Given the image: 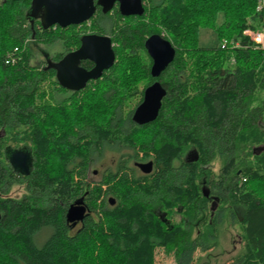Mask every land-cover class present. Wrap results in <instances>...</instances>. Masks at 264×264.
<instances>
[{
  "label": "trees",
  "instance_id": "16d2710c",
  "mask_svg": "<svg viewBox=\"0 0 264 264\" xmlns=\"http://www.w3.org/2000/svg\"><path fill=\"white\" fill-rule=\"evenodd\" d=\"M25 3L0 0V264H157L159 248L174 252L177 264H191L198 248L210 247L204 232L217 231L225 209L236 217L237 207L244 247L238 264H264V151L258 149L264 146V49L244 35L263 23L257 0H147L142 24L129 17L116 31L115 64L79 91L62 87L49 62L34 63L33 45L49 46L59 60L80 45V35L31 23ZM108 16L98 33L109 31ZM201 29L214 30L219 42L200 44ZM156 33L176 48L158 78L145 48ZM10 54L15 62H7ZM156 80L167 89L160 114L139 126L132 121L134 97L140 92V104ZM24 98H34L27 124L14 118L15 103ZM112 142L142 145L145 159L156 163L153 181L139 188L110 168L90 181L96 156ZM8 146L32 150L29 175L10 164ZM192 147L199 160L183 162ZM217 158L224 162L218 175L210 166ZM203 178L220 196L213 216L198 183ZM17 183L25 185L22 197L9 194ZM79 199L90 214L73 229L66 213ZM159 206L178 207L182 220L165 225L155 213ZM45 228L51 233L38 242Z\"/></svg>",
  "mask_w": 264,
  "mask_h": 264
},
{
  "label": "water",
  "instance_id": "95a60500",
  "mask_svg": "<svg viewBox=\"0 0 264 264\" xmlns=\"http://www.w3.org/2000/svg\"><path fill=\"white\" fill-rule=\"evenodd\" d=\"M116 1L121 2L123 15H140L145 13L144 3L141 0H98L103 6L104 13L111 11ZM96 12L94 0H34L32 12L29 17L40 19L43 28L48 29L54 25L62 28L70 25H79L90 20ZM145 48L153 60L151 75L158 78L174 61L176 48L163 34H152L145 41ZM116 52L112 39L108 35L92 34L82 38V45L64 56L58 62L48 61V67L56 70L59 84L69 90L79 91L87 87L90 81H97L116 62ZM89 59L94 63L92 69H86L81 65L82 60ZM167 95V89L159 80L154 81L144 91L142 102L135 108L132 119L139 125H144L156 120L163 105V99ZM264 151V146L258 147ZM7 159L14 169L25 175H29L34 164L33 152L27 149L6 148ZM193 161H197L199 153L194 151ZM146 173L151 172L153 162L138 164ZM203 195L209 197L210 191L203 189ZM114 198L110 203H114ZM220 199H213L211 215L213 216L219 206ZM90 214L84 200L79 199L72 203L66 213V220L75 226L83 222ZM2 213L0 211V221Z\"/></svg>",
  "mask_w": 264,
  "mask_h": 264
},
{
  "label": "rangeland",
  "instance_id": "374dc122",
  "mask_svg": "<svg viewBox=\"0 0 264 264\" xmlns=\"http://www.w3.org/2000/svg\"><path fill=\"white\" fill-rule=\"evenodd\" d=\"M247 30V29H246ZM245 30V31H246ZM244 31V32H245ZM106 32L103 31V34ZM108 33V32H107ZM218 41L217 35L212 29H201L200 32V44L204 46H213ZM41 49L51 51L50 47H44L40 45ZM34 63L41 64L43 61V56L39 49L34 47ZM59 47L57 48V50ZM52 52V51H51ZM144 84L142 83L140 86V90L143 89ZM140 92L134 97V105L137 107L139 104ZM138 102V103H137ZM34 106V98H24L18 100L14 106V118L16 121L27 124L33 122V115L30 111V108ZM112 162V154L106 152L105 155L98 159L97 156L94 161L93 169L91 173H89L90 181H99L103 171L107 168V166ZM223 161L220 158L215 159L211 163L212 170L218 175L221 174V169L223 167ZM93 170H98V174L94 173ZM202 179L199 180L198 183H201ZM207 186V185H206ZM25 185L24 184H14L9 194L13 197H22L25 194ZM221 202H219L220 209ZM209 208V206H208ZM217 209V211H218ZM216 211V213H217ZM211 212V209L210 211ZM220 213V212H218ZM173 219L175 223L180 222V218L182 217L181 213H179L176 209L173 212ZM215 214V213H214ZM243 208H236V217L233 218L230 210L225 209L220 213L219 218L217 219V231L214 232H204L205 235L208 234V237L212 239L210 241V247L207 249L198 248L194 253L193 261L191 264H238L241 261V256L243 252V241L241 239L242 228L239 224V219L242 217ZM209 219V217L207 218ZM208 228V225L204 226L202 229L205 230ZM51 233L50 228H45L38 235L37 241L42 242L43 239L47 238V236ZM214 233H217L216 239L213 240ZM196 235V231H193L192 237ZM156 261L157 264H177L176 258L174 256V252L170 254L166 252L165 248H159L156 252Z\"/></svg>",
  "mask_w": 264,
  "mask_h": 264
},
{
  "label": "flooded vegetation",
  "instance_id": "af4514ba",
  "mask_svg": "<svg viewBox=\"0 0 264 264\" xmlns=\"http://www.w3.org/2000/svg\"><path fill=\"white\" fill-rule=\"evenodd\" d=\"M25 1H26L25 4L27 6L24 7V10H22V11L25 14L30 15V13L32 12V4H33L34 0H28V1L25 0ZM94 2H95V5H96V12H95L94 16L90 20H88V21H86V22H84L82 24H79V25H70L68 27H65V29H66L65 31H74V30L77 31V34L80 35L79 36L80 40H81L80 41V45L74 47L71 51L65 52L64 55L59 60L55 59V56H56L55 53L51 54L50 51H47L44 48L41 49V47L38 46V47H40V52H41V55L43 56V61H47V62L48 61H52V62L60 61L68 53L80 48V46L82 45V38L85 35H92V34L108 35V36L111 37L114 46L118 45V43L114 42V40L117 38L116 31L119 30V27H121V26L123 27V25L125 26V23L127 22V19L129 17H134V18L138 19L140 21V23L142 24V14H140V15H127V16L122 14L121 9H120V7H121V2L120 1H116L114 3V5H113V8L111 9V11H109L107 13H104L103 6L99 5L98 0H94ZM142 2L144 3V7L146 8L147 0H141V3ZM103 15H109L108 16V18H109V21H108L109 29L108 30L109 31H108V33H105V34L98 33V25H99L100 19H101V17ZM29 20H30L31 23L34 22V19H32L30 17H29ZM101 21H102V19H101ZM57 26H59V25H57ZM75 26H76V28H75ZM58 47L59 46L57 45L54 48V50H57ZM58 50H61V48L59 47ZM84 61H91V60H89V59L82 60L81 64ZM93 67H94V63H93ZM92 68H90V69H92ZM91 82H93V81H90L88 83V85ZM145 89H144V91H145ZM67 90H69V89H67ZM70 91H73V90H70ZM132 121H133V119H132ZM135 124H137V123H135ZM137 125H139V124H137ZM139 126H142V125H139ZM128 127H131L130 129H132L134 126H128ZM22 148L27 149V147L22 146V147H19V148H14V150L15 149H22ZM195 150L196 149L193 148V147L189 148L187 150V152L185 153V155L183 156V160L182 161L185 162V163L194 162L193 158L195 156V154H194ZM107 152L112 154V162L107 166V168L111 169L113 177H115L116 175H120V173L122 175L123 174L127 175L129 180H133V181L137 182L138 187L141 188L143 185L148 184L149 181L152 182L153 179L157 175L156 172H155L156 163L154 161V158L150 157L148 159H145L147 157V155H146V152L144 150L142 151V145H140V144H137V145L136 144L126 145L124 143L112 142V143H110ZM120 157H122L123 164H119L118 163ZM131 157H134V159L130 160L129 158H131ZM136 157H138V158H136ZM198 160H199V158H198ZM150 161L153 162L152 170H151V172L146 173V172H144L142 170V168L138 164L147 163V162H150ZM95 173L98 174V170H95ZM206 182H207L206 178H203L202 181H201L200 190H201L202 193H203V189L204 188H207L210 191L209 197H206L207 198V203H208V206H209L208 209L210 210L212 202H213V199H215L216 197H218L220 199V196H218L215 192H211L210 188H208V186H206L207 185ZM110 184L113 187L114 184H115V181L114 180L111 181ZM166 190H168V187H167ZM171 190L169 189L168 192H170ZM116 204H117V200H114V203L111 204V206H115ZM178 209L179 208L176 207V210H178ZM181 212H182V210H181ZM155 213L160 218V220L164 222L165 225L171 227L173 225V223H175V221L173 219V215H174L173 211H171L169 209H163L161 206H159V207H157L155 209ZM182 218L183 217H181L180 219L182 220ZM70 225L73 227V229H78V228H80L82 226V222L77 223L75 226H73L72 224H70Z\"/></svg>",
  "mask_w": 264,
  "mask_h": 264
},
{
  "label": "built area",
  "instance_id": "2783aa9c",
  "mask_svg": "<svg viewBox=\"0 0 264 264\" xmlns=\"http://www.w3.org/2000/svg\"><path fill=\"white\" fill-rule=\"evenodd\" d=\"M256 11L258 13L261 14L262 16V20L263 23L261 25V27L259 29H247L244 32V35L248 36L250 41L255 42L259 47H261L262 49H264V0H257V8ZM228 44V42L226 40H223L222 42V47H226ZM236 46H238V44H235ZM18 48L15 49V51H17ZM15 55L14 54H10L7 62H10V60H13V62H15Z\"/></svg>",
  "mask_w": 264,
  "mask_h": 264
}]
</instances>
